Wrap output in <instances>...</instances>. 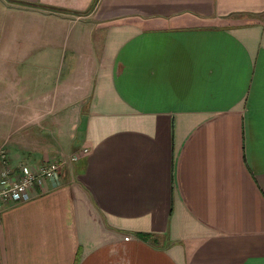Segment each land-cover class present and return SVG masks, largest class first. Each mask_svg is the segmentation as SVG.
<instances>
[{"label": "crops", "instance_id": "crops-1", "mask_svg": "<svg viewBox=\"0 0 264 264\" xmlns=\"http://www.w3.org/2000/svg\"><path fill=\"white\" fill-rule=\"evenodd\" d=\"M0 41V187L89 149L0 264H264V0H0Z\"/></svg>", "mask_w": 264, "mask_h": 264}, {"label": "built area", "instance_id": "built-area-1", "mask_svg": "<svg viewBox=\"0 0 264 264\" xmlns=\"http://www.w3.org/2000/svg\"><path fill=\"white\" fill-rule=\"evenodd\" d=\"M89 154L88 148L80 149L69 156L59 159H50L37 166L34 170L26 171L18 177L7 179L10 172L5 171L3 177L7 180L0 187V213L6 204H18L31 200L35 186H43L46 181L58 179L64 168L86 157ZM0 158L3 164L7 163V153L0 151Z\"/></svg>", "mask_w": 264, "mask_h": 264}, {"label": "rangeland", "instance_id": "rangeland-1", "mask_svg": "<svg viewBox=\"0 0 264 264\" xmlns=\"http://www.w3.org/2000/svg\"><path fill=\"white\" fill-rule=\"evenodd\" d=\"M1 33V37H2ZM3 42L0 41V47H2ZM9 51L0 49V86H5L7 84L9 87L10 84H17V86L21 89L20 92H22L23 86L25 84V68L28 67V64L25 63V59L19 60L17 57L13 55H8ZM4 84V85H1ZM2 88L0 87V90ZM13 91V90H12ZM15 91V90H14ZM1 94H5L0 92ZM17 102H21L19 100ZM20 105H15L13 107V111H11L12 116L18 115L20 113ZM19 110V111H18ZM38 127H40L38 125ZM2 131V128H0V132ZM4 148L1 147L0 151ZM1 161V158H0ZM2 163L0 164L1 168Z\"/></svg>", "mask_w": 264, "mask_h": 264}]
</instances>
